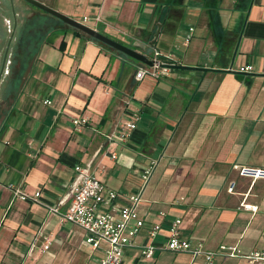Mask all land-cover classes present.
<instances>
[{
  "label": "crops",
  "instance_id": "obj_1",
  "mask_svg": "<svg viewBox=\"0 0 264 264\" xmlns=\"http://www.w3.org/2000/svg\"><path fill=\"white\" fill-rule=\"evenodd\" d=\"M45 2L149 58L159 50L193 68L137 81L140 66L131 60L71 31L47 34L0 132V264H95L103 256L84 244L81 228L61 224L44 206L68 208L77 164L118 193L111 212L141 193L137 214L145 223L121 264H208L167 250L141 257V245L165 244L176 217L181 236L206 249L264 248V177L235 167L264 174V0ZM246 65L252 70L241 71ZM132 112L139 120L131 136L107 140ZM80 116L88 122L75 127ZM16 187L40 191L42 204L13 197ZM154 223L161 230L151 239ZM44 236L50 244L40 252ZM212 264L247 260L216 256Z\"/></svg>",
  "mask_w": 264,
  "mask_h": 264
},
{
  "label": "built area",
  "instance_id": "obj_2",
  "mask_svg": "<svg viewBox=\"0 0 264 264\" xmlns=\"http://www.w3.org/2000/svg\"><path fill=\"white\" fill-rule=\"evenodd\" d=\"M88 18L83 17L86 21ZM98 20V17L95 18ZM193 28H189L185 35L184 43H188L192 36ZM151 59V66H140L135 74V80H142L146 76L160 77L166 75L170 68L165 64H175V59L171 53H162L154 50ZM241 71H251L252 66H243ZM50 104L49 100L43 101ZM139 120L138 112H132L126 118L119 121L114 128L105 134L107 140L112 141L118 138L120 141H126L133 130L136 128ZM75 127H79L88 122L87 117L80 116L71 120ZM112 159H116L115 152L110 154ZM152 166L155 162L151 163ZM242 176L264 177L260 169L249 171L245 166L235 165ZM75 177L71 185V201L68 208L59 212L56 208L49 207V211L56 213L61 224L69 223L81 228L84 232L83 242L90 251L102 249L103 256L95 264H121L122 256L125 250L135 243V238L144 226V219L137 214V206L141 201V193L130 194L127 201L123 203L116 212H111L110 208L117 199L118 193L105 187L95 172L79 164L74 166ZM149 169L143 174L146 180ZM232 190V186L229 187ZM13 197L24 201H31L42 204L40 201V191L28 194L19 187L13 189ZM240 207L247 210L254 209L250 205L240 203ZM158 215L164 217L166 213L159 211ZM181 218L176 217L170 220L168 224L167 240L164 245H156L153 242L140 246V255L143 259L152 257L155 250H167L171 252H185L191 255L192 260L202 256L206 263L212 264L216 256L224 257H243L247 264H264V248L251 250L248 253H242L236 244H219L215 249H206L201 241H192L189 238L182 237L179 227ZM160 223H154L147 231V236L151 239L160 232ZM50 239L44 236V242L39 246V251L44 252L49 248ZM103 245V246H102Z\"/></svg>",
  "mask_w": 264,
  "mask_h": 264
},
{
  "label": "trees",
  "instance_id": "obj_3",
  "mask_svg": "<svg viewBox=\"0 0 264 264\" xmlns=\"http://www.w3.org/2000/svg\"><path fill=\"white\" fill-rule=\"evenodd\" d=\"M44 2L46 5L50 6L45 0H40ZM18 3H21L24 7H29L31 11L26 13V15L21 18L18 23L14 33V40L12 45V61H11V74L7 76L8 87L5 90L7 97L4 98V103L2 108H0V119L5 114V117L0 121V132L6 128L7 119L9 118V113L13 109V104L15 99L17 98L18 93L21 90V86L24 82V76L26 74L27 69L30 64L34 60L39 46L45 40L47 34L57 31V32H66L71 31L77 35H80L86 39L92 40L97 43L99 46L106 50L113 51L124 58L131 60L132 62L142 66L144 64L139 61L116 51L110 46L101 43L100 41L88 36L87 34L81 32L78 29H75L60 19L52 16L51 14L29 4L24 0H19ZM51 7V6H50ZM166 18L169 19L167 15ZM167 19V20H168ZM99 31V30H98ZM101 32V31H100ZM145 54L149 57V53L145 52ZM136 72V71H135ZM135 74V73H134ZM7 110H10L9 112Z\"/></svg>",
  "mask_w": 264,
  "mask_h": 264
},
{
  "label": "water",
  "instance_id": "obj_4",
  "mask_svg": "<svg viewBox=\"0 0 264 264\" xmlns=\"http://www.w3.org/2000/svg\"><path fill=\"white\" fill-rule=\"evenodd\" d=\"M26 2H28L29 4L51 14L52 16H55L56 18L60 19L62 22H64L65 24L80 30L81 32L87 34L88 36L100 41L103 44H106L108 46H110L111 48L115 49L118 52H121L137 61H139L140 63L144 64V65H148L151 66L153 64V60L151 58H149L146 54L139 52L117 40L112 39L111 37L103 34L102 32L98 31L95 28H92L74 18H71L61 12H59L58 10L46 5L44 2L40 1V0H24ZM10 6H11V13H12V17H13V26H12V30L11 33L8 37L5 49H4V53H3V57H2V62H1V66H0V78L2 76L3 70H4V66H5V62H6V58L8 55V50L11 44V41L13 39L15 30H16V26H17V19H16V14H15V10H14V3L13 0H9ZM166 67L169 68H179V69H189V68H193V67H187V66H181V65H177V64H165Z\"/></svg>",
  "mask_w": 264,
  "mask_h": 264
},
{
  "label": "rangeland",
  "instance_id": "obj_5",
  "mask_svg": "<svg viewBox=\"0 0 264 264\" xmlns=\"http://www.w3.org/2000/svg\"><path fill=\"white\" fill-rule=\"evenodd\" d=\"M18 2H19V0H13L17 23L21 18H23L26 15V13H29L31 11V9L29 7H26V6L24 7L21 3H18ZM12 26H13V17H12V13H11V9H10V4L8 3V0H0V66H1V62H2L4 49H5L8 37H9L11 30H12ZM14 39L15 38L13 36V39L11 41V44H10V47L8 50V55H7V59L5 62L4 70H3L2 76L0 78V108H2V106H3L4 98H6L8 95L5 92V90L7 89L8 85H9L6 78L8 75L11 74V69H12V67H11L12 55H11V53H12V45H13ZM12 72H13V69H12ZM148 169H149V174L147 176V179H148L149 175L152 173L154 166H152L150 164Z\"/></svg>",
  "mask_w": 264,
  "mask_h": 264
},
{
  "label": "flooded vegetation",
  "instance_id": "obj_6",
  "mask_svg": "<svg viewBox=\"0 0 264 264\" xmlns=\"http://www.w3.org/2000/svg\"><path fill=\"white\" fill-rule=\"evenodd\" d=\"M8 3H9V0H8ZM10 4V3H9ZM10 9H11V6H10ZM7 59V58H6Z\"/></svg>",
  "mask_w": 264,
  "mask_h": 264
}]
</instances>
